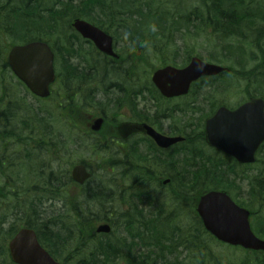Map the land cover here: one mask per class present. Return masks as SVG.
<instances>
[{
	"label": "trees",
	"instance_id": "16d2710c",
	"mask_svg": "<svg viewBox=\"0 0 264 264\" xmlns=\"http://www.w3.org/2000/svg\"><path fill=\"white\" fill-rule=\"evenodd\" d=\"M1 12H4L10 21V25L4 24L5 34L17 39L19 43L32 40L47 41L55 52L62 44L68 50L70 60V51L73 50L77 39H81L72 29L73 19L86 18L108 32L113 31L118 44L120 38L124 43L120 57L116 59L122 63L124 60V66L109 64L111 67L106 71L103 68L91 70L94 75L99 73L102 77L107 74H119L122 79L124 76V80L134 76L141 64L146 65L151 61L161 65H185L192 55L191 46L187 44L188 39L196 41L198 37L209 38L215 41L216 51L211 53L207 60L228 63V70L221 76L236 67H239V71L242 69L246 72L247 64L253 63V68L248 74L260 84L253 96L264 97V53L260 60L256 53L260 48L264 51V0H181L179 4L173 0H9L7 5L1 8ZM33 31L36 32L32 33ZM64 33L65 37L60 43V36ZM53 36H56V40H53ZM11 46L7 48V52ZM64 60L63 67L66 66L72 77L87 73V68L81 67L80 63L75 65ZM4 66L8 67L7 62H4ZM219 77L200 79L193 85V93L214 84ZM130 87L134 88L133 85ZM154 91L158 92L153 85ZM132 92L137 93L132 90L129 94ZM72 100L74 102V99ZM60 105L63 106L62 103ZM71 105L69 100L65 107L72 112ZM71 112L68 114H76V111L72 114ZM40 113H36V136L43 134L52 137L50 115ZM207 115L208 112L205 116ZM41 122V125L37 124ZM78 123L84 124L86 120L81 119ZM160 129H164L162 124ZM12 131L14 130H10V125L0 127V140L3 137L15 140L24 134L18 135ZM27 133L31 135L28 131ZM194 138L199 145L210 150L206 153L200 150L192 155L187 151L188 141L175 146L168 159L171 169L176 164L179 167V176H175L179 186L175 191V198L169 195L167 205L166 197L158 199V196H151L150 192L145 193L138 189V197L131 198L128 202L129 208L126 209L122 204L124 198L122 203L120 199L116 200L114 195H111V188L103 183L109 180H99L96 184L92 178L86 188L77 186L80 200L69 194L70 191L73 192L70 188L64 191L66 199L60 189H51L53 195L48 199L36 197L30 205L9 206L19 209L13 210L12 223L7 227L5 223L11 215L0 221V264H13L7 243L9 238L24 226L35 229L42 245L63 264H184L186 261L182 260V255L186 252L195 256L199 264H238L236 256H232L233 260L229 262L227 260L231 258H217L212 252H208L209 243L202 241L203 236L206 234L211 241H218L204 228L196 213V206L199 197L206 191L214 188L230 192V186H235L238 191L249 176L231 157L208 147L203 136L195 135ZM186 139L189 140V137L186 136ZM150 142L151 149L169 153L156 147L151 140ZM64 147L67 148V145ZM103 148L113 149L106 144ZM101 152L102 149H98V153ZM258 153L262 158L258 159L254 166L242 167L254 168L251 174L255 177H252L255 178L259 189H264V174H259L264 170V143ZM135 155L141 157L142 154L137 152ZM53 169L55 168H50L47 183H57L59 186L73 183L68 170L55 172ZM242 171L243 175L239 176ZM202 181L207 183L203 185ZM203 186V190H197ZM249 186L252 185L249 183ZM192 191L195 199L191 195ZM245 191L247 190H242ZM9 195L17 197L14 190L8 192L7 189H0V208L5 203L11 204ZM253 197L258 201L257 197ZM171 200L173 205L168 204ZM104 202L110 205L105 206ZM241 203L251 210L254 218L257 216L250 204L248 206L246 202ZM184 215L191 218V223L182 220ZM260 218L254 219L253 223L257 234L264 237V217ZM94 220L110 222L113 226L112 233L96 234L94 230L97 225ZM198 240L201 242L199 245L195 243ZM263 261L264 253L256 252L251 262L243 263L259 264L264 263Z\"/></svg>",
	"mask_w": 264,
	"mask_h": 264
},
{
	"label": "rangeland",
	"instance_id": "374dc122",
	"mask_svg": "<svg viewBox=\"0 0 264 264\" xmlns=\"http://www.w3.org/2000/svg\"><path fill=\"white\" fill-rule=\"evenodd\" d=\"M173 1L179 4L181 0ZM8 2L9 0H0V110L6 112L7 115L5 116L13 114L9 121L10 130L13 129L12 132H16L18 135L24 134L18 137L17 142L12 141L10 137H3L0 140V148L3 152H0V189H7L8 192L14 190L17 194V197L9 195L11 204L1 205L0 221L11 215L5 223V227L12 223L13 210L19 209L10 208L9 206L30 205L36 197L48 199L53 195L50 192L51 189H60L64 195L63 198L66 199L67 196L64 191L70 188L73 192L70 191L69 194L80 200L77 184L71 183L67 186H59L57 183H47L50 168H55L52 171L58 172L59 170L60 172L71 169L75 164H82L80 162L89 164L93 171L92 178L96 184L103 179L109 180L103 181V183L111 188L113 191L111 195H114L116 200L120 199L122 203L124 198L122 204L126 209L129 208V200L138 197L136 195L138 189H142L145 193L150 192L151 196L152 194L153 196L156 195L158 199L166 197L165 202L167 205L169 195L175 196V191L179 186V181L175 177L179 176V167L176 164L171 169L168 159L169 154L175 148L169 153H163L154 148L151 149L149 147L151 142L144 132L129 128L128 131L132 134L127 140L129 143L126 145V156V153L124 154V151L118 148L117 144H109L113 148L112 150L103 148L108 137V128H112L117 124L133 126V124L146 121L160 129L159 124H162L164 133L168 135L189 137V140H187L189 154H196L200 150H204L206 153L210 149L199 145V142L194 138L195 135L204 137V122L210 115L205 118L206 113H210L211 108L216 104L227 105L231 108L236 107L250 96H253L260 88L259 81L248 74L253 68V63L249 62L246 72L242 69L239 71V67H236L224 76H220L214 84L203 87L198 92L193 93L191 91L189 95L179 98H164L159 92H153L152 83L153 71L163 65L153 61L148 62L146 65L141 64L134 76L131 78L129 76L130 79L128 78V80H124V76L122 79L119 74H116V76L107 74L104 77L99 73L94 75L95 73L93 74L91 69L103 68L106 71L111 67L109 64L124 66V60L122 63L121 60L100 55V52L91 42L81 38L80 40L77 39L73 50L70 51L71 60L68 57V50L62 44L55 52L57 78L52 88V95L49 98L33 97L13 75L9 65L8 67L4 66V62L8 60L7 48L19 43L17 39L4 33V24L10 25V21L5 17L4 12H1V8H4ZM34 32L36 31L32 33ZM109 32L115 37L113 31ZM64 37L65 33L60 36V43H62ZM52 38L56 40V36ZM187 44L191 46V56L197 55L205 60L209 59L211 53L216 51L215 41L209 38L198 37L196 41L188 39ZM123 46L124 43L121 38L119 44L115 40V49L118 53L121 52ZM262 48L264 49V45H262ZM256 53L258 60L262 59L264 51L260 48ZM64 59L67 60L66 62H73L75 65L80 63L81 67L87 68V73L72 77L67 72L66 66L63 67ZM207 61L226 66L228 64L224 61ZM130 85H133L134 88H131ZM132 90L137 93L133 94L132 92L130 95L129 92ZM121 94L123 96H120ZM67 97L70 99H67ZM72 99H74V102H72ZM69 100L72 104V112L69 111L68 107H65ZM61 103L63 106L60 105ZM74 111H76L75 115L72 114ZM40 112L50 115L53 126L50 130L53 132L52 137L43 136V134L39 137L36 136L38 127H36L35 119L36 113ZM68 112H71L72 115H69ZM145 112L149 113L147 118H145ZM99 116H103L106 122L109 123L105 124L100 132L91 133L89 136H85L82 130L79 133V127L85 126V123L78 124L79 120L84 119L87 121L90 117H93L94 120ZM144 118L146 120H143ZM5 119L7 120V118ZM42 123L37 124L41 125ZM171 129L178 130L175 133H170ZM27 131L31 135H28ZM121 133L126 134V130ZM10 136L14 137L11 134ZM66 145L67 148L64 147ZM98 149H102L101 153L103 154L98 153ZM137 152L142 154L141 157L135 155ZM261 156V154L258 155V159H261ZM259 174H264V170H261ZM241 175H243L242 172L239 176ZM247 175L249 178L244 180L242 188L237 191L235 186H230L229 190L236 202L239 204L246 202L247 205L250 204L251 208H254L257 215L254 219L264 217V189H259L260 187L253 178L254 175ZM172 176H174V179L170 186L162 184L165 178ZM259 180L260 176L258 182ZM206 183L207 181H202L203 185ZM249 183L252 186H249ZM199 189L203 190L204 186L197 190ZM242 190L247 191L242 192ZM194 192H191L193 199H195ZM253 196L261 201L260 204H257L258 201H255ZM142 198L144 197L142 196ZM62 203L64 204V202ZM168 204L170 205L171 201ZM182 220L191 223V218L187 215H184ZM101 222L94 220L95 225ZM252 224L254 230H256L255 224ZM112 235L115 238V235ZM202 241L209 243L208 252H212L216 257L231 258L227 260L229 262L233 260L232 256L237 257L238 264L251 262L256 256L255 251L242 248L234 249L216 241H211L206 234L203 236ZM195 243L199 245L201 242L198 240ZM197 249L199 251V248ZM189 254L186 252L182 255V260L186 261L184 264H199L196 257ZM1 257L2 255H0V259Z\"/></svg>",
	"mask_w": 264,
	"mask_h": 264
},
{
	"label": "water",
	"instance_id": "95a60500",
	"mask_svg": "<svg viewBox=\"0 0 264 264\" xmlns=\"http://www.w3.org/2000/svg\"><path fill=\"white\" fill-rule=\"evenodd\" d=\"M74 28L85 38L92 40L96 47L110 56L114 51L113 36L93 23L77 18ZM55 54L48 43L31 41L14 46L9 53V65L26 86L39 97H48L50 85L56 79ZM222 65L207 62L198 56L182 68L165 66L157 69L152 81L165 97L187 94L192 82L203 76H216L224 72ZM104 118L95 119L92 129H101ZM147 134L161 148H169L185 138L165 135L150 125H145ZM207 143L231 155L240 163L256 161V153L264 142V99L251 98L237 109L219 107L207 119L205 126ZM84 164L77 165L73 179L83 184L91 177ZM169 180H165L164 183ZM197 211L203 225L216 239L230 245H241L253 250H264V239L259 238L251 229L250 211L239 206L223 190H210L201 196ZM112 227L103 223L96 228L98 233H109ZM9 253L15 264H62L42 245L35 229L21 228L8 243Z\"/></svg>",
	"mask_w": 264,
	"mask_h": 264
},
{
	"label": "flooded vegetation",
	"instance_id": "af4514ba",
	"mask_svg": "<svg viewBox=\"0 0 264 264\" xmlns=\"http://www.w3.org/2000/svg\"><path fill=\"white\" fill-rule=\"evenodd\" d=\"M12 48V47H11ZM10 48V49H11ZM9 54V53H8ZM7 62V64L9 63V58H8V60L6 61ZM13 75L17 78V80L23 85V87L25 86L26 87V91L28 92V93H30V94H32L33 96H35L28 88H27V86L24 84V82H22L14 73H13ZM24 87V88H25ZM5 115H7L6 114V112H4V111H2V110H0V127H3V126H6V125H9V121H10V119H11V115L12 114H10L9 116H5ZM144 115H145V118H147L148 117V115H149V113H144ZM5 118H7V120L5 119ZM90 118H92V119H90ZM89 118V120H87L86 121V123H85V126L84 127H79V133H80V131L82 130V133L85 135V136H89L91 133L92 134H96L97 132L96 131H93L92 129H91V126H92V124H93V122H92V120H93V117H90ZM143 119V120H146V119ZM142 120V119H141ZM147 122L146 121H143V122H141V123H137V124H133V126L132 125H125V124H117L116 126H114V127H109L108 128V131H109V133L107 134L108 135V137H107V140L105 141V144L107 145V146H110L109 145V143H114L113 145H118V148H120L121 150H123L124 151V154L126 153V156H127V150H126V145H128V143H129V141H127L128 139H129V136L132 134V132H129L128 131V129L130 128V129H133V130H135V129H137L139 132H144L145 134H146V130H145V124H146ZM78 124H80V123H78ZM107 125V124H109L108 123V121L106 122V120L104 121V123H103V127H104V125ZM152 125V124H151ZM160 125V124H159ZM152 126H154L157 130H159L155 125H152ZM103 127H102V129H103ZM106 127V126H105ZM126 130V134L125 133H121V132H123V131H125ZM105 131V130H104ZM159 131H161V130H159ZM173 131H175V130H173ZM172 131V129H171V131L170 132H173ZM98 132H100V131H98ZM203 138H206V137H203ZM17 140L18 139H15V140H12V141H15V142H17ZM175 148V146H173V147H171V148H169V149H166V150H168V151H171L172 149H174ZM120 150V151H121ZM162 150V149H161ZM123 154V155H124ZM235 160V159H234ZM236 161V160H235ZM237 164L240 166V168H242V165H246V164H241V163H239V162H237ZM84 165H86V167L89 165L88 163H86V164H84ZM238 165H236V167H239ZM76 166V164L74 165V166H72V168L71 169H68V171L70 172V174H72V172H73V169H74V167ZM253 169L254 168H251V169H248L247 170V172L248 173H253L252 171H253ZM66 170V169H65ZM172 177H167V178H165V179H169V182L167 183V184H164V180H163V184L165 185V186H169V184H171L170 182H171V179ZM91 180H87V181H85L83 184H78V183H76L74 180H73V183L72 184H77V186H81V187H84L85 186V188L87 187L86 185H87V183H89ZM80 191H81V189H80ZM174 198H175V196H174ZM171 204L173 205V200H171Z\"/></svg>",
	"mask_w": 264,
	"mask_h": 264
},
{
	"label": "bare ground",
	"instance_id": "6f19581e",
	"mask_svg": "<svg viewBox=\"0 0 264 264\" xmlns=\"http://www.w3.org/2000/svg\"><path fill=\"white\" fill-rule=\"evenodd\" d=\"M104 205L105 206H109L110 204L108 202H104Z\"/></svg>",
	"mask_w": 264,
	"mask_h": 264
}]
</instances>
